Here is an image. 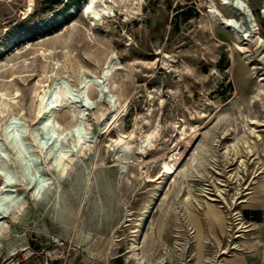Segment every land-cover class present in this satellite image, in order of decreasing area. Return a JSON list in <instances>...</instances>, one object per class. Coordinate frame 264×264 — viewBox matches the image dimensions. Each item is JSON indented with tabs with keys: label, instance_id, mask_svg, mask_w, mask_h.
Listing matches in <instances>:
<instances>
[{
	"label": "rangeland",
	"instance_id": "obj_1",
	"mask_svg": "<svg viewBox=\"0 0 264 264\" xmlns=\"http://www.w3.org/2000/svg\"><path fill=\"white\" fill-rule=\"evenodd\" d=\"M88 2L0 0V91L43 181L37 194L0 133L22 204L0 219V264L30 249L11 264H264V0H243L245 38L211 15L231 14L221 0H94L97 15ZM108 57L104 96L90 85L86 99L80 73ZM54 75L70 92L53 117L66 127L80 104L82 128L46 155L30 128L54 143L35 116L37 83Z\"/></svg>",
	"mask_w": 264,
	"mask_h": 264
},
{
	"label": "bare ground",
	"instance_id": "obj_2",
	"mask_svg": "<svg viewBox=\"0 0 264 264\" xmlns=\"http://www.w3.org/2000/svg\"><path fill=\"white\" fill-rule=\"evenodd\" d=\"M93 2L94 0H89L88 4L86 5V11L91 12L94 15L100 14L99 9H96L93 7L92 5ZM221 3L227 7V9L230 11L231 14L225 15L220 10H217L213 7L209 9L213 18L216 21L222 23L223 25L229 27L236 34L238 38H242V37L245 38V36L247 37L250 36L252 31L254 30V25H255L254 23L255 18H253L254 16L252 15V10L249 9V7L243 2V0H221ZM240 17L245 18L247 26L244 29L241 26ZM113 61L114 60L111 58L107 59L104 62L99 73L94 72L92 70H88L87 72L80 73V79H79L77 88L79 92H81L84 89V95L86 99L89 97L88 88L90 85H92L96 89L98 96H104L106 87L108 85L104 83L103 74L106 72L108 68L111 67V64H113L112 63ZM48 79H50L48 82L39 81L37 83L39 84L40 89L38 91L36 90L37 91L36 93L37 94V107H36L35 116L37 117V123L39 122L40 124H42L43 128H46L45 132H46L47 138L49 135L48 129H51L53 131L52 133H55V137H56L55 141L54 143L52 142L50 144H48L47 139H45L44 141H40L39 138L36 137L37 135H35V132L37 129L36 125L31 127L30 128L31 130L29 129L31 133L28 132L33 135V138H34L33 140L35 141V144H34V141L32 144L36 145V147H38L43 153H46V155L48 154L50 155V153H52L56 149L59 141L62 139V136H64V133H66L70 129L82 128V123H81V120L79 119V113L82 112V108L80 104H77L79 106L77 113L75 112L72 114L71 124L66 127L64 126L60 127L57 119L53 117L52 103L55 100L56 101L61 100L62 95L67 96V94L70 92V86L68 82H66L65 80L62 82L56 81L57 79L56 75H54L51 78L48 77ZM0 95H1L0 103L4 105L3 107H1V110L2 112L5 113L4 120L0 126L1 127L0 133L4 137V142L6 144L8 143V145L10 144L14 148V151H15L14 165L17 167L16 171L22 172L23 175L25 176L32 175L31 177L33 180L31 181H33L34 184L32 183L31 184L34 187L35 192L39 194L43 189V183H42L43 181L42 179L36 180V176H37V172L40 171L42 165L38 166L37 164L35 165L33 163V160L34 162L35 160H37L36 157H38V154L36 156V154L34 155V153H32L31 151L32 139L29 140L30 142L27 140V137H26L27 135H25L26 129H22L19 126H13V123L21 117L22 112L21 110L13 111V109L12 111H9L8 106L11 105V104L9 105V103L16 101V99H14V96H11L9 94L8 96L7 92H5L4 90L0 91ZM82 134L78 135L79 140L84 135ZM124 136L122 135L120 140H122V137L124 138ZM147 140L149 141L150 138L148 137ZM4 151H5L4 145L2 142H0V165L4 167V171H3L4 175L2 176L1 183H0V203H4L6 205L5 208H2V209L0 208V219H3L4 216L10 213H18L22 210L21 200L19 202V200L15 199L16 195L13 193L14 191H16V188H13L12 186V184L17 181L13 179L15 178L16 172L13 169H11L8 165V162L2 158ZM58 154L59 155L57 156V158H59V168H58L59 174H63L66 171V168L68 165V163L65 160L67 150L66 149L61 150L60 153ZM30 166L31 167L34 166L35 170H33V168L32 170L29 169ZM57 167H58V164H57ZM47 181L49 182V180ZM45 186L46 185H44V187ZM228 204L231 207L230 201H228ZM3 222L0 221V235H1ZM1 246H2V243L0 242V247Z\"/></svg>",
	"mask_w": 264,
	"mask_h": 264
},
{
	"label": "built area",
	"instance_id": "obj_3",
	"mask_svg": "<svg viewBox=\"0 0 264 264\" xmlns=\"http://www.w3.org/2000/svg\"><path fill=\"white\" fill-rule=\"evenodd\" d=\"M64 246H65V242L63 240L57 238V239H55L54 246L51 248L50 251H51V253L54 254V257H58L59 254L62 253V249ZM43 249H44V247L41 250H43ZM34 253H35V251L33 249H30L26 252L13 253L11 258L9 260H7L6 263L11 264V262H15L16 260L18 261L19 258H23V259L29 258Z\"/></svg>",
	"mask_w": 264,
	"mask_h": 264
},
{
	"label": "water",
	"instance_id": "obj_4",
	"mask_svg": "<svg viewBox=\"0 0 264 264\" xmlns=\"http://www.w3.org/2000/svg\"><path fill=\"white\" fill-rule=\"evenodd\" d=\"M109 73H110V68H108V69L106 70V72L103 74V80H106V79H107ZM96 81H97V80H96ZM102 97H103V96H102ZM31 163H32V162H31ZM33 163H34V160H33Z\"/></svg>",
	"mask_w": 264,
	"mask_h": 264
},
{
	"label": "trees",
	"instance_id": "obj_5",
	"mask_svg": "<svg viewBox=\"0 0 264 264\" xmlns=\"http://www.w3.org/2000/svg\"><path fill=\"white\" fill-rule=\"evenodd\" d=\"M61 0H47V2H50L52 5L59 3ZM78 1V0H76Z\"/></svg>",
	"mask_w": 264,
	"mask_h": 264
}]
</instances>
